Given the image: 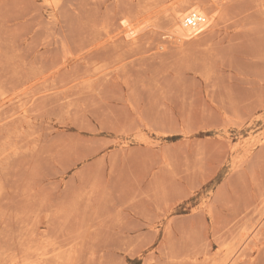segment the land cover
I'll return each mask as SVG.
<instances>
[{
    "label": "rangeland",
    "instance_id": "obj_1",
    "mask_svg": "<svg viewBox=\"0 0 264 264\" xmlns=\"http://www.w3.org/2000/svg\"><path fill=\"white\" fill-rule=\"evenodd\" d=\"M263 92L264 0H0V264H264Z\"/></svg>",
    "mask_w": 264,
    "mask_h": 264
},
{
    "label": "bare ground",
    "instance_id": "obj_2",
    "mask_svg": "<svg viewBox=\"0 0 264 264\" xmlns=\"http://www.w3.org/2000/svg\"><path fill=\"white\" fill-rule=\"evenodd\" d=\"M168 9L171 10L170 8H168ZM192 13H198V14H200L204 18V21H202L201 23H199L196 26H190V25L186 24V22H185L186 17H188ZM212 15L209 14L204 8L200 7L199 5H195V4H191V3L190 4H186L185 3V5H179L178 4L176 6H173L172 7V15H171V18L172 19L171 20L173 21L174 32L176 33L177 38H179V39L182 40V39H185V38H192V37L197 36L198 34L202 33L204 30H206V28H208V26L211 25V23H213L212 20L214 21V19H213L214 16H212ZM129 21H131V20H129ZM128 28L126 30H124L125 31V35L127 37H130L134 41L136 39V36H137L138 31L137 30H134V29L129 31ZM121 37H123V36H121ZM259 98H260V96H259Z\"/></svg>",
    "mask_w": 264,
    "mask_h": 264
},
{
    "label": "built area",
    "instance_id": "obj_3",
    "mask_svg": "<svg viewBox=\"0 0 264 264\" xmlns=\"http://www.w3.org/2000/svg\"><path fill=\"white\" fill-rule=\"evenodd\" d=\"M202 21H204V18L198 13H192L185 19L186 24L190 26H196Z\"/></svg>",
    "mask_w": 264,
    "mask_h": 264
}]
</instances>
